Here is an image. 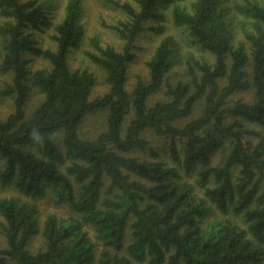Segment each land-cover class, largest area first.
Masks as SVG:
<instances>
[{
  "label": "trees",
  "instance_id": "obj_1",
  "mask_svg": "<svg viewBox=\"0 0 264 264\" xmlns=\"http://www.w3.org/2000/svg\"><path fill=\"white\" fill-rule=\"evenodd\" d=\"M182 1L121 4L127 19L115 29L124 49L104 46L95 36L94 50L87 51L110 87L92 99L94 73L72 69L68 61L86 34L84 0L67 2L55 25V49L36 36L52 24L43 3L0 0V74L12 76L2 93L15 105L0 120V183L28 198L51 196L74 212L49 214L42 229L35 203L0 196L7 241L0 264H264V0H191V8ZM168 12L215 60L189 57L192 81L174 84L167 74L180 61V46L166 36L147 63L149 80L139 79L130 91L132 45L147 29L163 33ZM239 13L247 21L241 26L245 40L236 42ZM151 20L157 25L147 26ZM30 53L51 67L32 70ZM35 88L44 97L28 114ZM164 88L168 98L150 104ZM251 88L254 101L232 100ZM202 98L204 109L192 118ZM99 110L108 111L106 130L96 140L83 138L80 125ZM146 130L171 138L176 166L128 155L148 148ZM219 150L224 156L214 165ZM196 171L203 195L185 178ZM214 207L223 217L204 226ZM130 218L133 241L126 243ZM40 233L44 246L33 252L29 243Z\"/></svg>",
  "mask_w": 264,
  "mask_h": 264
},
{
  "label": "rangeland",
  "instance_id": "obj_2",
  "mask_svg": "<svg viewBox=\"0 0 264 264\" xmlns=\"http://www.w3.org/2000/svg\"><path fill=\"white\" fill-rule=\"evenodd\" d=\"M43 3L50 13L52 24L50 27L46 28L43 32H37L36 36L40 44L45 48L57 47V44L53 38L55 32V25L60 22L65 15L66 4L69 0H38ZM124 2H130L136 7V0H84V12L82 22L86 29L85 37L79 48H74L70 51L68 61L72 69H88L94 73L96 78V83L92 89L91 98L102 97L109 91V84L106 80V72L104 68L92 60L87 55L88 50H94L92 45V38L98 36L102 45H112L118 50H123L126 41L123 40L115 26L119 24L120 21L127 19V14L122 8L121 4ZM182 4L188 5L191 8V0H184ZM0 21H2L0 19ZM247 19L245 15L239 13L236 20L234 21L235 28V40L238 42L240 39L245 40L241 26ZM157 25L155 20H151L147 23V26ZM173 36L176 43L179 44L180 51V61L179 63L171 69L167 74V79L172 83L176 84L178 81H192V78L187 69V59L191 56L197 58L208 59L213 62L215 57L212 53L202 49L197 43L194 42L193 37L190 32L184 26H178L175 24L172 14L168 12V19L166 21V29L163 33H157L154 30L147 29L141 33L133 43V50L136 53V58L133 62L129 64L128 67V78H127V88L132 91L139 79L148 81L150 78V70L148 67V61L153 56L157 46L163 38L166 36ZM0 38V61L2 60V45ZM30 58V68L32 70H37L40 68H49L51 63L48 59L42 56H36L33 54H28ZM11 74H0V120L7 118V116L14 111V98L7 96L2 93L3 89L7 84L11 83ZM225 82H222L224 84ZM44 95L38 89L35 88L30 92L28 97L26 110L27 113H31L35 107L42 101ZM168 98L166 94V88L162 89L157 94L150 98V104L155 103L158 100H166ZM238 99H243L248 102H252L255 99V90L251 88L249 90L240 91L233 95L232 100L236 101ZM204 98L200 99L196 105L194 114L192 118L201 115L204 109ZM107 110H99L95 113H90L86 116L82 124L80 125V134L85 139H95L99 134L106 130L107 128ZM188 120L181 121L179 124H184ZM258 128V127H256ZM62 134L59 135L61 137ZM144 136L150 141L147 149H137L128 155L139 157L141 160H166L171 165L176 163L171 158V138L168 136H160L155 134L152 130H146ZM224 151L219 150L213 156L212 163L214 165L220 164L223 159ZM4 167V162L0 161V171ZM198 171L194 172L192 175H186L185 178L191 183L195 184L197 191L203 195V189L197 183ZM136 178L140 179V177ZM143 180V179H142ZM144 181V180H143ZM213 182L210 183V185ZM0 196H17L23 200H29L35 203L39 207L40 217H41V228L43 229L47 216L51 213H56L59 216L67 217L71 214L74 215L72 209L65 203H57L51 196H45L42 198H28L13 185H2L0 183ZM223 214L217 207L212 209L210 215L204 220V226H209L214 220L220 219ZM234 218V217H232ZM236 218V217H235ZM241 221V218H236ZM129 227L127 232L126 243L133 241V236L131 233V223L133 218L129 219ZM4 223V218L0 214V248H5L7 241L3 234L2 224ZM91 229V228H90ZM92 236L96 239V232L92 231ZM44 246V237L40 233L33 237L29 243V248L33 252H38ZM11 264H17L15 261H10Z\"/></svg>",
  "mask_w": 264,
  "mask_h": 264
}]
</instances>
